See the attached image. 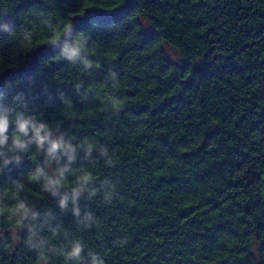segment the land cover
<instances>
[{
  "label": "trees",
  "instance_id": "trees-1",
  "mask_svg": "<svg viewBox=\"0 0 264 264\" xmlns=\"http://www.w3.org/2000/svg\"><path fill=\"white\" fill-rule=\"evenodd\" d=\"M42 18L87 37L98 66L59 59ZM0 21L38 34L24 52L0 34V90L11 84L9 100L23 93L37 118L112 159L68 165L116 193L81 200L91 227L25 181L52 226L105 264H264V0H0ZM30 149L0 171V189L34 167ZM24 239L0 216V264H44Z\"/></svg>",
  "mask_w": 264,
  "mask_h": 264
},
{
  "label": "clouds",
  "instance_id": "clouds-1",
  "mask_svg": "<svg viewBox=\"0 0 264 264\" xmlns=\"http://www.w3.org/2000/svg\"><path fill=\"white\" fill-rule=\"evenodd\" d=\"M41 28L49 37L47 43L50 46L59 45V59L78 66L83 72L98 66L89 57L87 37L76 36L70 24L52 23L42 18ZM0 34L15 41L20 52L31 49L38 38L32 28L16 31L3 21H0ZM107 80L115 83L117 74L109 71ZM10 87L11 84L5 90H0V171L10 164L20 165L23 157L33 151L30 146L34 148V167L23 180H11L6 188L0 189V216L14 228L24 230L25 246L35 251L44 264H49L53 257L60 264H105L100 253L86 248L83 240H69L68 234L62 232L59 225H51V212H41L29 199L25 194V181L37 184L43 193L56 200L61 210L70 205L71 215L78 226L83 224L86 228L91 227L97 223L96 217L87 211L81 215V200L99 195L107 202L116 193L107 178L96 184L97 177L93 175V169L83 165L69 169L68 165L76 159L77 153H81V160L89 164L94 163L98 156L106 166H110L112 159L107 147L94 141H77L58 127L37 118L27 110L23 93L16 92L11 100L8 99L7 88ZM111 104L113 108H119L120 101L113 98ZM44 232L49 235H42ZM53 240L61 243L53 244Z\"/></svg>",
  "mask_w": 264,
  "mask_h": 264
},
{
  "label": "rangeland",
  "instance_id": "rangeland-1",
  "mask_svg": "<svg viewBox=\"0 0 264 264\" xmlns=\"http://www.w3.org/2000/svg\"><path fill=\"white\" fill-rule=\"evenodd\" d=\"M144 29L146 32H150V27L144 22ZM168 56H170L172 59H175V54L171 50H167Z\"/></svg>",
  "mask_w": 264,
  "mask_h": 264
}]
</instances>
